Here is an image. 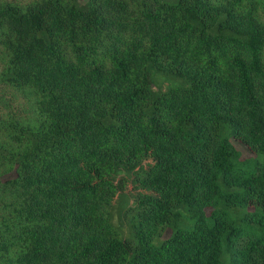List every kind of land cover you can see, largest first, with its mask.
<instances>
[{"label": "trees", "instance_id": "1", "mask_svg": "<svg viewBox=\"0 0 264 264\" xmlns=\"http://www.w3.org/2000/svg\"><path fill=\"white\" fill-rule=\"evenodd\" d=\"M0 264H264V0H0Z\"/></svg>", "mask_w": 264, "mask_h": 264}, {"label": "rangeland", "instance_id": "2", "mask_svg": "<svg viewBox=\"0 0 264 264\" xmlns=\"http://www.w3.org/2000/svg\"><path fill=\"white\" fill-rule=\"evenodd\" d=\"M240 148H242V146H240ZM243 149V148H242ZM244 150V154L245 155H250V153L249 152H247L245 149H243ZM13 174H11L10 176H12ZM9 175L7 176V177H10Z\"/></svg>", "mask_w": 264, "mask_h": 264}]
</instances>
